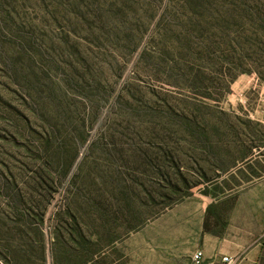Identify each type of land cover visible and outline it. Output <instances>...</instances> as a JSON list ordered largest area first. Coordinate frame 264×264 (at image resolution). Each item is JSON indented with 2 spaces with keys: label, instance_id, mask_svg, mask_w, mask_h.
<instances>
[{
  "label": "rangeland",
  "instance_id": "obj_1",
  "mask_svg": "<svg viewBox=\"0 0 264 264\" xmlns=\"http://www.w3.org/2000/svg\"><path fill=\"white\" fill-rule=\"evenodd\" d=\"M254 146L264 0H0V264L190 262Z\"/></svg>",
  "mask_w": 264,
  "mask_h": 264
},
{
  "label": "crops",
  "instance_id": "obj_2",
  "mask_svg": "<svg viewBox=\"0 0 264 264\" xmlns=\"http://www.w3.org/2000/svg\"><path fill=\"white\" fill-rule=\"evenodd\" d=\"M254 148L246 158L249 165L239 167L244 178L237 177L235 192L220 197L219 207L212 209L214 231L204 236L200 248L203 264H264V161L253 163L264 155ZM223 256L234 260L224 261Z\"/></svg>",
  "mask_w": 264,
  "mask_h": 264
},
{
  "label": "built area",
  "instance_id": "obj_3",
  "mask_svg": "<svg viewBox=\"0 0 264 264\" xmlns=\"http://www.w3.org/2000/svg\"><path fill=\"white\" fill-rule=\"evenodd\" d=\"M222 259L227 262L234 260L228 256H223ZM188 264H203V252L200 248L195 249L192 252L190 262Z\"/></svg>",
  "mask_w": 264,
  "mask_h": 264
}]
</instances>
